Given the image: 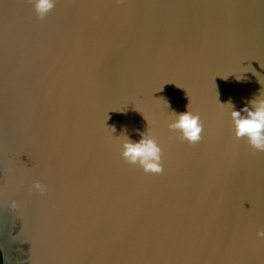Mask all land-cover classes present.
<instances>
[{
  "label": "water",
  "instance_id": "obj_1",
  "mask_svg": "<svg viewBox=\"0 0 264 264\" xmlns=\"http://www.w3.org/2000/svg\"><path fill=\"white\" fill-rule=\"evenodd\" d=\"M260 93L264 0H0L2 264H264V152L221 105ZM143 132L158 175L121 158Z\"/></svg>",
  "mask_w": 264,
  "mask_h": 264
},
{
  "label": "clouds",
  "instance_id": "obj_2",
  "mask_svg": "<svg viewBox=\"0 0 264 264\" xmlns=\"http://www.w3.org/2000/svg\"><path fill=\"white\" fill-rule=\"evenodd\" d=\"M33 10L38 18H44L54 7L55 0H31ZM239 80V79H237ZM225 105L228 108L232 123L234 136L237 139H244L249 146L257 152H264V93H260L241 109L236 110L232 101L229 100ZM169 108L170 105L167 104ZM173 119L168 124L171 131L180 133V138L190 144L199 142L203 125L199 115L193 114L188 110L182 113L171 111ZM113 132L115 131L114 128ZM121 158L130 165L141 168L146 174L158 175L163 171L162 149L153 136L140 133L138 141L131 140L127 135L122 134ZM32 190L43 193L45 188L39 182L32 185ZM10 206L16 208V201H12ZM257 236L264 238V231L257 233Z\"/></svg>",
  "mask_w": 264,
  "mask_h": 264
},
{
  "label": "trees",
  "instance_id": "obj_3",
  "mask_svg": "<svg viewBox=\"0 0 264 264\" xmlns=\"http://www.w3.org/2000/svg\"><path fill=\"white\" fill-rule=\"evenodd\" d=\"M0 264H2V254H1V251H0Z\"/></svg>",
  "mask_w": 264,
  "mask_h": 264
}]
</instances>
